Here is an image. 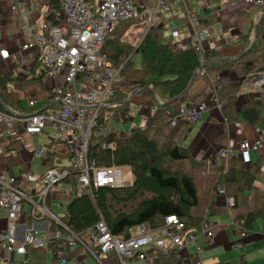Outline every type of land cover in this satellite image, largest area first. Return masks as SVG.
<instances>
[{"label":"built area","instance_id":"built-area-1","mask_svg":"<svg viewBox=\"0 0 264 264\" xmlns=\"http://www.w3.org/2000/svg\"><path fill=\"white\" fill-rule=\"evenodd\" d=\"M16 1L13 9L27 6L29 13L39 12L33 0ZM245 4L264 6V0H237L231 7L236 10ZM171 10L172 4L169 0H149L145 3H139L137 0H61L62 23L49 26L43 22L35 30L28 25L24 26V30L32 36L33 41L30 44L19 43L18 52L22 55L32 46L36 47L37 61L54 76L50 84V94L57 110L49 112L36 109L25 115L0 110V120L6 124L14 137L19 135L17 132L19 124L23 125L29 134L42 133L47 125H52L59 133L55 140H62L68 144L72 162L69 167L49 166L40 177L25 171L18 175H7L0 171V210H5L8 216L7 226L0 229V258L5 264L9 263L16 253L26 254L27 246L51 251L50 244L56 241L60 248L54 255L59 264L68 263V254L76 245H82L90 251L101 264V257L113 252L121 264H131L135 259L149 262L159 254H173L180 264H203L198 256L202 247L197 244V238L199 234L208 239L214 236L215 225L209 220L200 227L185 232L179 218L176 215H169L166 216L164 225L157 228L158 235H153L152 230L145 224H139L137 226L139 234L122 239L111 232L103 216L95 227L76 233L45 205L48 193L68 177L76 178L73 197L81 196L86 191L91 192L93 187L127 185L123 166L98 165L88 157L96 120L102 109L109 105L108 99L121 86L123 80V64L114 66L107 58L106 39L118 22L128 19L144 21L147 33L151 28L158 26L163 16ZM186 13L191 19L196 17V13L190 8L186 7ZM3 33L4 29L0 26V38ZM210 33L208 28L195 32L194 38L186 42V46L194 47L203 54L205 52L203 43ZM172 37L177 45L184 46L185 42L178 30L172 31ZM10 55L9 49L0 48V58L7 59ZM20 71L23 76L29 75L32 71V66L27 65L23 55L20 60ZM250 85L264 87V70L256 69L250 72L243 80V86ZM132 88L128 90L129 97L134 95L135 91L138 92V89ZM216 92L213 97L218 102ZM29 104L34 106L35 100L31 99ZM218 107L222 109L221 104ZM207 109L208 104L204 100L187 102L179 107L169 125L175 124L179 119L199 120ZM155 111L156 105L151 107V115ZM257 131L264 136V129L257 128ZM263 147L262 139L252 142L243 138L235 147L221 149L217 157L238 158L242 162V167L248 168L252 164L250 151ZM47 151L45 148L38 151L43 160L48 158ZM19 179L28 183L27 189L19 186ZM37 184H40L39 189ZM218 194L221 196L226 194L224 186L218 190ZM25 202L32 204L30 211L32 218L47 216L56 223L57 228L52 234L49 232L42 234L32 225L23 230L20 228L18 221ZM225 202L232 207L235 198L225 196ZM242 235L244 236L245 232H242ZM191 244L194 245L198 257L187 260V249ZM92 245L99 246V250H93Z\"/></svg>","mask_w":264,"mask_h":264},{"label":"crops","instance_id":"crops-1","mask_svg":"<svg viewBox=\"0 0 264 264\" xmlns=\"http://www.w3.org/2000/svg\"><path fill=\"white\" fill-rule=\"evenodd\" d=\"M21 1L25 2V0ZM137 1L145 3L149 0ZM169 1L172 4V10L163 16L162 22L165 26L166 37L172 39L173 42L172 31L175 29L181 33V39L185 42L184 46H186V42L192 40L196 29L209 27L212 31V35L204 41L203 45L205 51L215 52L217 56L206 63V66L214 61L222 60L221 58H227L228 61H222L231 63L233 58L243 57L251 51L249 48L254 40L255 27L264 14V6L256 7L245 4L244 7L234 10L231 5L237 0ZM16 2V0H0V26L4 29L3 36L0 38V48L9 49L11 52L9 58H0V75L13 73L12 76L15 77L9 89L4 93V97L9 105H12V103L18 105V102H20L21 107L26 110L24 112L12 110L11 113L13 114L25 115L36 109L49 112L55 111L57 107L54 105L52 94H50V84L54 76L49 74L41 64L37 65L35 46L27 49L22 54L27 65L32 66L31 73L25 77L21 75L20 71L22 55L18 52V44H30L33 41L32 36L24 30V26L28 25L29 28L35 30L40 23H43V14L41 11L31 14L27 6L13 9L12 6ZM186 7L193 10L196 17L189 18ZM242 33L250 34V46L245 51L241 47L244 42L241 37ZM128 34L129 36H126V38L132 42L135 41L134 43L138 47L146 35L145 22L143 24L138 23ZM175 45L178 47L183 46L176 43ZM244 52L247 53L242 55ZM135 55H139L138 60L134 59ZM135 55L133 60L139 66L141 55ZM34 67L35 70H33ZM256 69L264 70V50L260 58L256 53L251 54L243 58L237 65H228L222 69L219 75L214 77L208 73L198 75L195 84L187 93L188 95L186 94L185 99H182V104L206 99L208 109L199 120L186 121L179 119L175 124L169 125L168 122L164 127L166 133L191 150L196 166L200 167L198 171H204L200 180V201L201 206L205 207L207 220L214 223L215 228L212 238L208 239L204 235H198L197 244L202 247L198 256L203 264L264 263V223L262 220H257L247 229L241 230L240 225L235 222L232 214L233 209L225 202V196H232L233 194L227 191L224 196L218 194V190L223 186L225 187L223 182L225 174H222L229 169L232 159L217 157V153L221 149L235 147L243 138L252 142L259 139L264 141V136H261L257 131V128L264 129V124L252 125L242 117L230 121L224 115L222 100L218 98V104L222 105V109H220L216 102L210 98L214 87L219 86V93L223 86H237L238 106L249 99L264 101V87L243 86V80L251 71ZM23 77L26 78L27 82L31 77H36L37 81L21 85L18 80H22ZM125 85H128L129 88L135 86L134 82H126ZM31 99L35 100L34 106L29 104ZM157 100L162 102L155 93L144 96L136 92L130 98V110L122 112L119 121H112L107 128L108 131L129 134L132 128L148 125L152 116L151 107L157 105ZM17 129L19 135L14 137L6 124L0 120V171H4L7 175H18L21 171H25L28 174L40 177L49 166L62 168L71 165L72 159L68 153V144L62 140H55L59 137L57 128L47 125L42 133L37 134L27 133L23 125L20 124L17 125ZM40 148L48 150L46 160L39 156L38 151ZM250 158L252 162L261 158L262 170L255 184H252L249 192L245 194L247 200L253 197L255 189L264 188V147L260 150L250 151ZM240 164L242 166V162ZM206 172L211 173L210 177H206ZM18 184L23 189L28 188V183L23 179H19ZM37 188H40V184H37ZM73 195L72 184L66 181L61 182L48 193L47 204L52 211L62 217L65 211L60 214L57 211H60V206L66 209V205L73 198ZM31 208L32 204L25 202L23 213L18 221L20 228L23 230L28 225H32L40 230L42 234L46 232L52 234L57 228L56 223L47 216L38 219L32 218L30 216ZM7 222V212L0 210V229L5 228ZM149 229L152 230L153 235L159 234L157 228L149 227ZM242 232H245L244 236ZM132 234H139L137 226L132 230ZM82 252L83 248L80 246L72 248L68 254L67 264H71L73 261L76 264H86L84 259L81 258ZM196 256L194 245H189L186 259L193 260ZM97 262L101 264L98 260ZM0 264H5L1 258ZM7 264H58V262L52 251L36 250L27 246L26 254H14ZM131 264L159 263L154 259L149 262L135 259ZM162 264L180 263L176 259H166V262Z\"/></svg>","mask_w":264,"mask_h":264},{"label":"trees","instance_id":"trees-1","mask_svg":"<svg viewBox=\"0 0 264 264\" xmlns=\"http://www.w3.org/2000/svg\"><path fill=\"white\" fill-rule=\"evenodd\" d=\"M33 1L42 12L45 24L51 26L62 23L61 0ZM136 22L138 21L134 19L120 21L107 36V58L114 66L123 64V80L108 99L109 105L102 109L96 120L88 154L89 159L98 165L130 167L133 181L123 187H93L91 192L75 195L67 203L61 219L76 233L95 227L101 216L111 232L122 239H129L133 235L132 230L139 224H146L154 229L163 226L169 215L179 218L185 232L198 228L207 221L199 191L204 171H198L200 167L196 166L191 150L166 133L164 127L183 105L182 99L188 94L182 99L170 101L187 89L195 72L201 65L215 59L217 53L205 51L201 54L189 45L176 46L172 39L166 37L163 22L151 28L137 47L126 38L127 31ZM241 35L244 39L241 47L245 51L250 46V34ZM263 50L264 20L259 24L256 44L247 55L231 63L214 61L204 68L205 73L214 77L228 65H237L251 54L256 53L260 58ZM135 54L141 55L139 66L133 60ZM39 64L40 62L37 63ZM12 74L0 75V96L6 103L4 105L0 102V110L9 113L12 110L24 112L26 110L21 107L20 102L18 105H9L4 97L15 79ZM25 77L18 80L21 85L37 81L36 77H31L27 82ZM126 82H134L132 89H138V93L144 96L157 94L164 104L156 105V111L146 126L132 128L129 134L108 131L112 121H119L122 112L130 110V104L124 102L129 93ZM236 87L223 86L218 93L226 118L235 121L242 117L252 125L264 124V101L249 99L238 106ZM240 163L238 158H232L229 169L222 175L225 174V190L235 198L232 205L234 220L244 230L257 220L264 223V188L255 189L253 197L246 199L245 194L255 184L262 170V162L260 158L248 168H243ZM205 174L210 177L211 173ZM65 181L71 183L74 189L76 178L68 177L63 182ZM57 243L50 244V250L54 254L60 248ZM28 247L48 251L45 248ZM92 249L98 251L99 246L93 245ZM153 259L162 264L166 259L175 257L173 254H159ZM101 261L102 264H121L114 252L103 255Z\"/></svg>","mask_w":264,"mask_h":264},{"label":"rangeland","instance_id":"rangeland-1","mask_svg":"<svg viewBox=\"0 0 264 264\" xmlns=\"http://www.w3.org/2000/svg\"><path fill=\"white\" fill-rule=\"evenodd\" d=\"M244 7V6H243ZM143 22L144 21H139V22H137V24L139 23V24H143ZM137 24H135V23H133V25L131 26V28L127 31V33H126V36H129V31L130 30H132V29H134L135 28V26H137ZM205 28H208L209 29V27H203V28H200V29H196L195 30V32H197V31H199V30H201V29H205ZM211 31V30H210ZM195 34V33H194ZM212 35V31H211V33H210V36ZM209 36V37H210ZM194 38V37H193ZM135 42V41H134ZM138 58H139V55H135V57H134V59L135 60H138ZM204 66H205V64H203V65H201V68L200 69H198L197 71H198V74H197V77H198V75H206V73H205V71H204V73L202 74V71L203 70H205L204 69ZM217 89H218V87H214L213 88V91H212V95L210 96V98H211V100H213L214 102H216V104H217V106H219V102H217V101H215L214 100V95H215V92L217 91ZM217 94H218V91L216 92ZM132 97V95L130 96V98ZM218 97V96H217ZM183 98V97H182ZM202 100H204V101H206L207 102V100L206 99H201V101ZM197 102H199V101H197ZM208 104V103H207ZM123 175H124V179H125V182L127 183V184H129V183H132V181H133V174H132V171H131V169L129 168V167H123ZM48 199L46 200V202H45V205L51 210V208L48 206ZM59 206H60V204H59ZM55 209V208H54ZM56 210V209H55ZM57 211V210H56ZM63 211H65V208H63V207H61L60 206V211H57L58 212V214H60V213H62ZM54 212V211H53ZM76 246H80V247H82L83 248V255H82V259H84V263H86V264H98V262H97V259H96V257L90 252V251H88L87 249H85L82 245H76ZM76 246H74V247H76ZM73 247V248H74ZM71 264H76V262L75 261H73Z\"/></svg>","mask_w":264,"mask_h":264},{"label":"water","instance_id":"water-1","mask_svg":"<svg viewBox=\"0 0 264 264\" xmlns=\"http://www.w3.org/2000/svg\"><path fill=\"white\" fill-rule=\"evenodd\" d=\"M264 20V17L262 16L261 20L259 21V23L256 25L255 29H256V32L254 34V40H253V43L251 44L250 49L253 48V46L255 45V42H256V39H257V36H258V27H259V24ZM248 52V51H247ZM247 52H244L242 55H245ZM242 56H238L237 58H233L232 61H235L236 59H240ZM222 60H225V61H228L229 59L227 58H221ZM206 66V65H205ZM197 74H198V71L195 72L193 78H192V81L190 82L189 86L187 87V89H185L181 94H179L178 96H176V98H174L173 100H171L170 102H174L176 100H179V99H182V97H184L187 93H189V91L191 90V88L193 87V85L195 84L196 82V79H197ZM137 91L134 92V94L136 93ZM0 102L4 105H6L5 101L3 100V98L0 96ZM125 103H130V97H128L125 101ZM160 104H164L163 102H160L159 100H157V105Z\"/></svg>","mask_w":264,"mask_h":264}]
</instances>
